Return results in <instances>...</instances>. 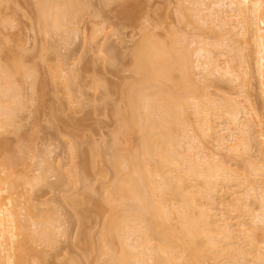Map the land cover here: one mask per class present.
<instances>
[{
    "label": "bare ground",
    "instance_id": "obj_1",
    "mask_svg": "<svg viewBox=\"0 0 264 264\" xmlns=\"http://www.w3.org/2000/svg\"><path fill=\"white\" fill-rule=\"evenodd\" d=\"M10 1L14 3L0 0V6L4 7L5 12L6 9H16L14 14L11 13L12 16H8L0 7V11L3 10L0 12V165L3 166V172L0 171V264H48L47 252L41 248L39 250L35 245L39 243L40 246H55L57 240L54 237L61 234V230H56L57 224H52L55 213L51 215L42 212L43 214L39 215L43 218H38L34 206L29 205L32 196L25 195L24 199L29 203L26 208L29 214L26 215L33 223L36 222L34 225L37 226L31 231L28 228L29 223H26L19 212L21 202L16 197L19 187L31 183L34 188L36 184L42 183L47 177L44 173L46 171L43 170L41 176L33 177L27 176L25 172L21 173L18 166L24 165L25 154L22 148L25 147L19 145L14 151L3 134L19 129L18 114L27 109V104L29 106L36 102L39 94L37 92L43 84L53 81L52 83H57L60 88L63 84V91L67 88V97L72 100L71 86L75 76L73 79L72 69L65 74L66 68L62 67V63L49 66L48 72L46 64L49 62L44 56H41L42 62H38V68L37 61L34 66H26L27 63H24L22 57L25 54L20 52H24L21 40L15 42L9 37H4L7 30L17 26L13 17L18 8L14 7V0ZM24 1L26 3V0ZM185 1L189 0L177 1V14L179 22L188 26L192 24L193 16L196 15L194 13H199L200 10L201 5L195 2L204 5L206 0L192 1V7L199 9L195 12L192 7L186 8ZM224 1L228 2L227 5H218L221 1L204 5L208 6L207 10L213 5L216 6H213L215 10L213 7L210 9L208 17H213L212 23H215L214 27L210 28L212 34L215 32V41L197 35L198 38L193 37L196 41L191 43L196 45L193 44L191 50L188 48L191 44L187 38L177 32L172 31L164 40L145 31L132 52L128 53L131 59L130 70L135 77L120 88L122 106L113 105L116 122L111 147L113 152L110 156H106L105 152L106 157L103 156L108 160L106 163L113 173V179L106 187L102 199L95 200L97 214L103 219L102 228L97 240L89 233L83 232L85 251L81 258L71 260L70 264H264V179L260 175H264V122L259 115L255 119L252 116L254 121H251L255 106L251 108L254 103L246 94L250 73V65L246 63L251 61L250 51L256 50L245 47L252 43L257 48V55L260 57H257L259 61L256 65L264 80V0ZM107 2L119 4L121 0H106L105 3ZM27 4L32 8L34 6L36 20L43 32H60V35L64 33V37L65 33L67 35L74 31L77 35L80 28L76 29L77 32L74 29L78 28V18H83L86 13L82 0H27ZM123 6V13L131 12V5ZM222 6L225 9L229 7V11ZM203 9L201 11L206 10ZM201 14L198 15L201 17ZM206 15L202 18L205 19ZM208 18L205 20L208 21ZM217 24L223 34H218L220 29L216 32L215 29L219 28ZM223 36H227V40L231 37L228 44L223 42ZM216 40L226 45L221 43L223 46H220ZM211 46L214 49L210 48ZM222 47L227 48L226 52L231 49L230 52L243 53L247 49L244 58L241 56L243 59L240 60L241 64L247 59V70L243 63L240 65L241 69L231 66L230 62L222 66L224 61L219 63L220 59L214 58V55H217L215 52ZM109 52L112 55L113 52ZM237 53L239 55V52ZM254 55L256 54H253V57ZM246 56L249 58H245ZM112 59L110 58V62L114 64L115 58ZM40 63L46 67L44 68L47 72L44 73L47 74L40 73L42 69L39 68H43L39 67ZM199 71H203L201 73H205L204 76ZM69 72L72 75H69ZM197 72L201 74L202 79ZM216 72H222L221 74L231 78L230 80L235 78L233 81H239L240 85L237 83L238 88H235L238 92L229 93V96L232 98L237 95L243 100L230 99L228 94H223V98L222 95L216 94L217 98H214L215 94L210 92L209 88H214L216 84V88L219 87L218 81L211 78ZM25 78L26 80H23ZM49 79L51 81H48ZM23 81L30 91L27 90V95L22 96L25 85ZM215 82L217 83L214 86ZM44 86L42 90L47 87ZM260 88L263 96L264 82ZM44 92L41 91V98L37 99L40 104L43 103L42 97L45 98ZM225 95L228 98H225ZM220 97L224 102H220ZM254 112L257 113L256 109ZM14 121H17L16 124ZM207 140L210 145L205 143ZM252 144L260 147L261 162L259 159L250 160V151L254 148L259 150L256 145L253 148ZM210 146L214 149L217 147L219 152H212ZM74 149H71L72 154L82 153ZM94 151L95 148L91 149L92 157ZM220 151L221 154L224 151L229 153L228 157L224 156L226 154L221 155ZM3 152L8 153L5 155ZM9 152L15 153L9 157L12 155ZM84 154L83 152L82 156ZM248 157L249 161L246 160ZM106 159L104 160L107 161ZM231 160L236 168L229 163ZM48 166L52 168V163ZM61 166L57 165L56 170L54 169L57 171V183H68L73 187L85 181V169L84 172L78 171L77 166L72 164L69 169L63 170L65 168L62 169ZM257 177L262 179L260 184ZM232 188L233 192L229 193ZM87 189L85 187L83 195L70 192L66 197L63 196L64 203L71 204L74 209L79 207L85 199H92ZM2 192H7V195L2 196ZM226 192L229 193L228 198L224 194ZM234 212L238 215L232 214ZM85 217L87 220L88 217L84 215ZM84 218L82 216V219ZM52 226L55 228L51 229ZM62 232L65 237L69 234L66 230Z\"/></svg>",
    "mask_w": 264,
    "mask_h": 264
},
{
    "label": "rangeland",
    "instance_id": "obj_2",
    "mask_svg": "<svg viewBox=\"0 0 264 264\" xmlns=\"http://www.w3.org/2000/svg\"><path fill=\"white\" fill-rule=\"evenodd\" d=\"M6 1H9L10 3L11 2L14 3L13 1H10V0H6ZM14 1L16 4L14 7L17 6L18 8L16 14L13 17V19L15 20V25L17 26L11 30L6 29L7 33H5L4 37L6 38L9 37L11 38L12 41H15V42H18L17 40H21L20 42H22L21 44L23 45L24 52L22 51L20 52L24 53L25 55H22V54L20 55H22L23 60H25L24 63L25 64L27 63L26 66L30 64L27 67H31V65L34 66L37 64V68H38V64H39L38 62H42V59L40 58L41 56L42 57L44 56L45 58H47L46 60H48L49 64H51L49 65L47 62H46L47 64L44 62V64L48 66V72H49V66H53V65L57 66V63L58 64L62 63L61 64L63 65L62 67L66 68L65 69L66 71L64 73L66 74L68 70L72 69L71 72L73 73V75L70 72H69V75H72L73 79L75 76L74 83L72 84L71 82V84L73 85L71 86V89H72L71 95L73 96L72 100H69V97H67L68 92L66 91H68V89L66 88L65 89L66 91H63L64 89L63 84H61V88L56 85L57 83L53 84L52 83L53 81L51 83L49 82L48 84H43V86L44 85L47 86L46 89L42 90L43 88L42 86V88L38 90L39 92H37L40 94L41 91L43 92L45 91L44 92L45 98L42 97L43 103L40 104L37 102V99L41 98L40 96L41 94L40 95L38 94L39 97L37 95L36 100H35V97L33 98L36 102L33 103L31 101L33 104L29 106L27 104V107H26L27 109L24 112L22 111V113L18 114L19 116L17 117L18 122L17 121L16 122L18 123L17 125H19V129L11 133L8 132L6 134L5 133L3 134L5 135L3 137H5L7 140L5 138L4 139L8 141L7 142L8 145L10 144L14 148V151L16 148L18 149L19 145L25 147V149L24 148L22 149L24 150L23 152L25 154V155L23 154L24 155L23 157L26 160L24 159L23 161L24 165L18 166L19 168L18 170H20L21 173L25 172L24 174H28L27 176L33 177L36 175H40V173H43L42 171L44 170L46 171L44 173L47 174L45 175V177L47 176L45 178V180L47 181L44 180L42 181V183L36 184L38 183L37 181L39 180L37 178V181L35 180L36 186L34 188L32 187L33 185H30L31 183H29V185L25 184V186L19 187V190L17 191L19 193L16 194L17 199L19 198L21 202L20 207H19L20 209L19 212L21 216L23 217V219L25 218L26 223H29L28 228L31 231L32 229L35 230L37 226L34 225L36 224V222L33 223V220L30 219L28 215H26V214H29L26 209L29 203L25 201L24 199L26 198L25 195L32 196V199L30 200L29 205L34 206L36 210L34 212H37V214L35 215L39 216L38 218L42 216V215L41 216L39 215L40 213L41 214L46 213V214H51V215L55 213V215H53L54 223L52 222V224L54 225L57 224L56 225L57 231L61 230V234L59 233L57 234V236L54 237L55 240H57L55 241L56 242L55 246L48 247V246H45L44 244L40 246L39 243L36 244L37 242H35L36 244L35 246H38L37 247L38 249L41 248L42 250H45L47 252V255L49 258L48 264H60V263L70 264L71 260L81 258L85 251V240H84L83 232L85 231L86 233H89L90 235L93 236L94 240H97L96 238H98V235H100L99 233L102 228L103 219L101 215L97 214L95 200L100 201L102 199L105 193L106 187L108 186V184H110L111 180L113 179V173L110 170L109 166L107 165L108 163L106 162H108V160L105 157L110 156L111 155L110 153L113 152L111 147L113 143V133L116 130V122L114 119L113 105L115 104V105H118L119 107L122 106L120 88L130 83L135 77L133 72L130 70L131 59L129 56L130 54L128 55V53L132 52L131 50L134 49V47L137 45V42H139V40L141 39L143 35V32L145 31L149 32L150 34H154L156 35V37L160 39H164V40H166L168 36H170V33L172 31L177 32L178 35L180 34L184 38H187V41L189 42V44H191L190 45L191 47H188V48H190L191 50H193L192 47L196 45L194 43H193L194 45L191 43V42H194L195 40L193 37L198 38V36H200L204 38L207 37L208 40L209 39L214 40L216 36L214 34L215 32L212 34L211 32L212 29H210L212 28L213 23H214V22L212 23L213 17H211V19H209L208 17L210 16L209 15V12H211L210 9L213 6L214 7L216 6L213 5L212 7H209L210 8L209 10H207L206 8H208V6H204V5L207 3L211 5L213 1L215 2L221 1V3L218 2V5L219 4L227 5L228 2L227 1L225 2L224 0H206V3L202 2V3H205L204 5L198 4V2H195L197 3V5L202 6V7L200 6L199 8L200 10H199L196 7H192L194 6L192 5L193 4L192 1L194 0H189V1L187 0L188 2L185 1L186 8L192 7V9H195L194 12L196 10H199V13L197 11L199 15L202 12H203L202 14H204V15L201 14V17H200L196 12L195 13L193 12L199 17L193 14L196 18L193 16L194 19H192L193 20L192 24L187 26L186 24H181L179 22V16L177 14V6L179 3V2L177 3L178 0H123V1L121 0L122 3L119 2V4L121 3L120 5L118 3H113V2L112 3L107 2L108 3L107 4L105 3L106 0L105 2L104 0H82L86 8V13L85 15L83 14L84 16L83 18L82 17H80L81 19L78 18V20H80L79 22L76 21L78 24L76 23L75 24H76V27L78 28H75L73 26L75 28L74 30L80 28V31L76 30V32L78 31L80 33L77 32V35L76 33H74L75 31L73 33H67V35L65 33V37H64V35H62L64 33L60 35L59 34L60 32L59 33L57 32L56 34V32L46 33L47 31L46 32L42 31L41 26L38 25V22L36 20V15H35L36 13L33 9L34 6L32 8L29 5L30 2H28L29 4H27V0H26V3L24 0L23 1L14 0ZM195 1H199V0H195ZM122 4L125 6L131 5L130 7L131 12L123 13L124 11L121 10V7L123 6ZM7 5L8 3H6V7ZM9 5L11 7V4ZM203 6H204V9H203ZM0 7L1 9L4 10V7L2 6ZM14 7L12 6V8ZM222 7L225 9L224 6ZM123 8L125 7L123 6ZM228 8L225 10H228ZM202 9L203 10L206 9L208 11V14H207L208 16L206 15V10L201 11ZM12 10L13 9L10 8V9H6V12L5 10L3 12L7 13V15L8 14L11 15L12 12L14 14L16 9L14 8V10L13 11ZM205 15H206V18H208L207 19L208 21L205 20L206 18L205 19L204 17L202 18V16H205ZM205 22L206 23L208 22V23L206 24ZM217 27L219 28H216V29L214 28L216 32L219 31L218 29L221 28L219 25ZM98 30H101V31L97 32ZM70 31L72 30L70 29ZM220 33H222V31L219 32L218 34ZM6 34H9L11 36L9 35L7 36ZM213 35H215L214 38H213ZM238 35H241V34H238ZM225 38H227V36H225ZM225 38L223 36L222 40L223 42L225 41V43L228 44L227 42H229L228 40H231V37L230 38L228 37L229 38L228 40ZM232 38H234V36ZM198 41H200V39ZM216 41L217 43H219L218 40ZM212 43L213 42H211V44ZM221 43L222 42L220 41L219 43L220 46L222 44L226 45L224 43L222 44ZM217 45L218 44H216V46ZM252 46H253L252 43L249 46H245L248 48L250 47V50L251 48L253 49L255 48L256 50V52H254V50L250 51L251 52L250 57L252 58H251V61L249 62L251 64L248 63V61L246 63V65L248 66L250 65L249 68L248 66L245 65V60L247 59L243 60L244 63L242 62L244 65V68H246V70L248 68V71L250 72L248 74L249 76L248 85L249 86L247 85L246 87L247 88L246 91L248 90L247 91L248 93L246 94L250 97V100L254 103V105L251 108H253L254 106L256 107V108L254 107V109L252 110L254 114L251 112L252 113L251 117L253 116L255 119L259 115V117H261L264 122V98H263L264 95L263 96L261 95L262 89L260 88L264 80L261 78V75L258 72V67L256 65L258 63L257 61H259L257 60V57L259 56L257 55V48L254 47L255 45L253 47ZM214 47L211 46L210 48L214 49ZM225 48L226 47L218 48L217 51L215 49L216 52L212 50V52H215V54H217L216 56L213 54L214 58L218 57L220 59L219 63H223L224 61V64H222V66H224L225 63L230 62L231 66L233 65L237 69H241L240 65L242 63L240 64V60L244 58L243 56H245L244 53L247 52V49L244 48L246 50H244V52L242 51L243 53H241V51L236 50L237 52H239V55H238L237 52H230L231 49H229L230 51L228 50L229 52H226L227 48L226 49ZM109 51L113 52L112 55H110ZM26 54H27V57H26ZM253 54H256L257 56L254 55L253 57ZM239 56L240 57L242 56L243 58L241 57L240 59ZM112 57L115 58L114 64L110 62V58L112 59ZM245 58H249V57L246 56ZM40 66L43 67V68H39L43 70V72L41 70L40 73H44L46 67L42 63H40L39 67ZM39 69H38V72H39ZM73 71L75 72V74ZM45 72H47V70ZM199 72H197L198 75H199ZM221 73L222 72L217 74L216 72V75L214 74L213 76L211 75V78L217 80L218 85H219V87L216 88L217 82H215L214 86L215 84L216 86L214 88L213 87L209 88V91L215 94V97L213 96L214 98H217L216 94H219V96L222 95V98H223V94H228L229 96L230 95L229 93L235 94L236 92H238L235 90V88H238L239 81L238 82L236 80L233 81V79L235 78L230 80L231 78L227 77L226 75L223 76L222 75L223 73L222 74ZM44 74H47V73H44ZM197 74L195 76H197ZM201 74L202 76H204L203 74L205 73H201ZM201 74L199 76H201ZM176 75H178V73H176ZM202 76H201V79H202ZM23 80H26V78ZM45 80H46V77H45ZM48 81H51V80L49 79ZM210 81L209 82L207 81V82L211 83L212 81L211 82ZM26 82H28V80ZM23 85H24L23 87L24 92L22 96L27 95L28 91H30L28 90L29 87L27 88L25 82L23 83ZM27 85H30V84H27ZM38 87L40 88L41 86L38 85ZM259 88L261 89V91ZM209 91L208 93L210 94ZM228 96L225 95L224 97L228 98ZM222 98L221 97L219 98L220 102H224V100L221 101ZM232 98L234 99L236 98V100H239V101L243 100V98H240V97L238 98L237 95L236 97L233 96ZM28 100H31V99H28ZM255 109L257 113L254 112ZM253 117L251 119H253ZM254 119L251 121H254ZM250 123H253V122H250ZM15 126L13 125V127ZM221 126H223V124ZM13 127L11 129H13ZM205 143H208V140ZM208 144H207V150L209 149ZM254 145L252 144V147ZM256 146L259 147L258 145ZM73 147L75 149L80 150V152L82 153H78L79 152L78 151L77 152L78 154H72L71 149ZM93 148H95L94 155H93L94 157H92L91 155V149L93 150ZM214 148H215V145H214ZM214 148L211 149L212 152H215V151L219 152L218 150H216L217 147L216 149ZM83 152L85 154L82 156ZM105 152L107 153L106 156H105L106 154ZM221 152L222 151H220V154ZM224 152L223 154H226L224 156H227V154H229V153H226V151ZM251 152H252V155L250 154ZM5 153L6 152H3V154ZM9 153L10 154L12 153V155L9 156V157H12L15 152H9ZM100 153H102L103 155L102 154L100 155ZM250 153L249 155L252 156L250 160L252 161L253 160L259 161L262 156L261 154H259L261 153L260 147H259V150L258 148L252 149ZM4 157H7V156H4ZM103 158L106 159L107 161H105ZM3 159H6V158H3ZM246 160L249 161V157ZM233 161H236V160H233ZM252 161L249 162V164L252 163ZM261 161L262 160H260L259 162ZM48 162L49 164L52 163V168L48 166L49 165ZM229 163L231 164L232 160ZM240 163H238V165L242 164ZM60 164L63 166V167L61 166L62 169L65 168L63 170H67L66 168L69 169L70 168L69 166L72 164L74 166H77L76 168L78 169V171L84 172V169H85L86 171L85 181L73 187L72 185L70 186V184L68 183L67 184L69 186L65 183H61V184L57 183L59 182L57 180V175H56L57 171L55 172L54 169L56 170L57 165H60ZM243 165L241 166V168L243 167ZM232 166L233 168H236V166L234 167V164ZM237 168H239V166ZM0 171L3 172V166L1 165H0ZM260 175H262L263 176L262 179H264V175L263 174H260ZM253 177L254 176H252V178ZM24 178H28V177L24 176ZM262 179L261 180L258 179L259 184L261 183L260 181H262ZM30 182H32V180H30ZM85 187L88 188L87 192L89 194V197H91L92 199L88 198L89 200L87 201H85L86 200L85 199L84 203H82L81 205H78L79 207L76 206L75 209L73 208V206L71 207V204L64 203L63 198H62L63 196L69 195L70 192L71 193L77 192L83 195L84 192L86 191ZM233 190L234 188L229 189V193L230 191L233 192ZM6 193L7 192L5 193L2 192L3 194L2 196H6L7 195ZM229 193L228 192L224 193L226 194L225 196L227 198L229 196ZM232 214H235V212ZM84 215L88 217L87 220H86V217L84 218ZM235 215H238V214L236 213ZM82 216L84 219H82ZM46 217L47 216H45V218ZM35 220H36V217L34 221ZM80 220L82 222H80ZM84 220L86 221L83 222ZM54 228L55 227L51 229H54ZM34 230L32 233H34ZM62 230H66V232L69 233L68 236L66 237L63 236L62 233L64 231L62 232ZM31 231H28V232H31ZM92 259L94 258L92 257ZM32 264H36V262ZM246 264H249V263L246 262Z\"/></svg>",
    "mask_w": 264,
    "mask_h": 264
}]
</instances>
